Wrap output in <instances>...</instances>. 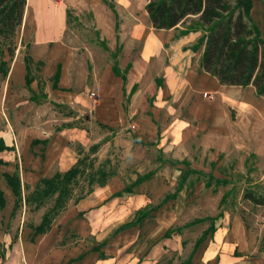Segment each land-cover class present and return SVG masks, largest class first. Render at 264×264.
Masks as SVG:
<instances>
[{
  "label": "crops",
  "instance_id": "1",
  "mask_svg": "<svg viewBox=\"0 0 264 264\" xmlns=\"http://www.w3.org/2000/svg\"><path fill=\"white\" fill-rule=\"evenodd\" d=\"M122 1L130 2L113 0L120 13L115 21L104 18L103 5L93 7L88 0H25L18 31L27 60L41 69L39 78L29 77L19 48L0 86V264H264L262 238L232 211L219 212L199 243L201 238L186 243L180 232L166 235L180 228L174 221L178 208L167 204L156 206L152 219L123 228L133 222L129 216L169 190L162 176L168 164H158L151 178L135 184L155 166L148 152L179 157L206 146L213 147L209 155L215 161L231 146H264V97L252 86L220 85L206 73L203 46L192 49L199 32L154 29L145 7L137 14L133 2L123 9ZM251 1V20L264 36V0ZM81 5L91 9L101 39L123 42L114 66L125 80L106 62L93 61L89 69L77 48L59 41L68 29L66 10ZM41 26L48 28L45 35ZM78 119L84 121L79 127L68 124ZM89 120L99 132L112 133L100 146L124 148L139 169L126 178L114 176L37 231L47 213L32 202L33 192L56 174L62 180L82 152L102 141L89 132ZM7 177L16 179V190ZM123 183L127 194H120Z\"/></svg>",
  "mask_w": 264,
  "mask_h": 264
},
{
  "label": "rangeland",
  "instance_id": "2",
  "mask_svg": "<svg viewBox=\"0 0 264 264\" xmlns=\"http://www.w3.org/2000/svg\"><path fill=\"white\" fill-rule=\"evenodd\" d=\"M88 2L93 7L97 3L103 5L106 10L102 13L104 18L109 16L115 21L119 19L120 13L115 8L113 0H97L96 2L88 0ZM130 2H133L137 14L144 10L147 4V0H130ZM130 2L122 1L123 9L128 8ZM97 10L101 11V7ZM66 11L68 29L64 38L59 41L77 48L78 57L87 59L89 69L93 61L116 66L124 47L123 42L121 43L117 38L109 41L101 39L93 24L91 9H86L84 5H81L79 9L68 8ZM23 21L25 22V19ZM4 23L5 14L0 13V86L7 74L9 59L19 48H22L20 51L24 53L27 47L20 38L19 26H16L13 33L9 34ZM188 25L189 23L184 25V28ZM47 29L46 26H41L38 31L40 35H45L48 32ZM53 44L52 42L51 46ZM9 48L12 56L8 55ZM22 58L27 60L26 52ZM27 61L29 77L39 78L41 65ZM38 97H42L41 92ZM58 111L66 116L71 115L67 109L58 108ZM72 117L74 118L75 115ZM79 122L84 121L78 119L68 124L79 127ZM87 126L89 132H97L96 139L102 138V141L96 146H90L91 149L79 155L76 174L72 179L61 180L56 174L51 180L42 182L32 194V202L46 210L48 218L46 224L58 215L59 210L89 194L96 187L107 185L114 176L126 178L127 173H136L139 169L132 163L133 157L124 148L113 147L110 144L105 147L100 146L101 143L110 141L111 131L100 129L99 132L90 120ZM260 136L261 140H264V132H261ZM226 151L215 161H211V155H209L213 152V147L206 146H198V149L197 146H193L186 155L179 157L165 156L156 149L148 152L149 159L155 166L143 171L142 176L156 172L158 164H168L162 176L169 190L162 198L152 200L153 203L149 206L137 210L133 216H129L128 220L143 221L147 217L152 219L153 217L149 216L152 210L164 204L173 211L178 208L174 221L179 223L180 228L175 227L169 230L167 236L180 232L182 240L192 244L208 229L213 228L214 219L219 217V212L228 210L237 213L244 220L253 236L262 238L260 248L264 250V207L258 208L243 198L247 192L264 195V146H231V150ZM202 184L209 186V194L204 192L207 190L205 187L201 191ZM123 185L126 187L120 194L129 193L130 189L125 183ZM180 192L182 194L177 198Z\"/></svg>",
  "mask_w": 264,
  "mask_h": 264
},
{
  "label": "trees",
  "instance_id": "3",
  "mask_svg": "<svg viewBox=\"0 0 264 264\" xmlns=\"http://www.w3.org/2000/svg\"><path fill=\"white\" fill-rule=\"evenodd\" d=\"M24 8L25 0H0V13L5 14L4 26L9 34L21 24ZM251 9V0H147L145 5L154 29L170 30L182 26L181 34H201L192 49L203 46L201 68L214 76L220 85L252 86L258 96L264 97V36L251 20ZM188 23V27L184 28ZM7 52L12 56L10 48ZM112 70L125 80L117 67L113 66ZM57 77L58 74L55 79ZM30 81L27 74V84ZM2 149L4 147L0 142V150ZM75 174L76 166L63 174V179L71 180ZM152 175L153 173H149L138 178L135 184L151 178ZM6 179L13 191L16 190V179ZM243 198L256 206H264V195L247 192ZM47 219H43L36 228L37 231L42 230ZM139 221L130 222L123 228ZM212 230L211 227L205 233Z\"/></svg>",
  "mask_w": 264,
  "mask_h": 264
}]
</instances>
